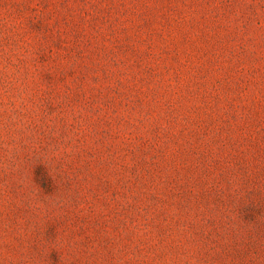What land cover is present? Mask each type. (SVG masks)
<instances>
[{"label": "rangeland", "instance_id": "1", "mask_svg": "<svg viewBox=\"0 0 264 264\" xmlns=\"http://www.w3.org/2000/svg\"><path fill=\"white\" fill-rule=\"evenodd\" d=\"M0 264H264V0H0Z\"/></svg>", "mask_w": 264, "mask_h": 264}]
</instances>
